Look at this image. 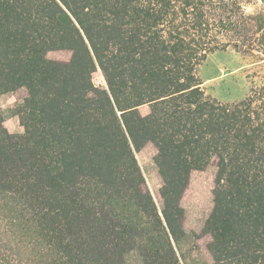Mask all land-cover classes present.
<instances>
[{
	"label": "trees",
	"instance_id": "1",
	"mask_svg": "<svg viewBox=\"0 0 264 264\" xmlns=\"http://www.w3.org/2000/svg\"><path fill=\"white\" fill-rule=\"evenodd\" d=\"M239 3L0 0V95L24 128L0 111V264H124L136 247L145 264H183L190 232L205 264H264V81L224 103L197 74L242 36L229 30L252 17L226 20ZM84 178L131 197L143 231L101 211Z\"/></svg>",
	"mask_w": 264,
	"mask_h": 264
},
{
	"label": "rangeland",
	"instance_id": "2",
	"mask_svg": "<svg viewBox=\"0 0 264 264\" xmlns=\"http://www.w3.org/2000/svg\"><path fill=\"white\" fill-rule=\"evenodd\" d=\"M238 1L240 3L234 6L232 12L226 9V20L229 17L234 22L236 19L243 22L242 19L246 18V15L252 19L247 21L246 26L242 23L240 28L233 30H229L230 25L226 21V31L229 30L231 34H242V36H234L237 43L232 42L228 47H222L210 53L197 69L205 94L224 103L242 100L253 85L264 81V0ZM243 39L245 41H242ZM20 105L21 102L16 101L11 92L0 95V111L4 115L5 125L13 133H18L20 129L22 133L24 131L20 118L16 114ZM137 157L150 189L155 192L160 187V183L152 152L146 149L137 151ZM208 178V174L197 175V181L202 185ZM79 187L87 195L91 193L90 198L95 199L101 211L121 221L132 220L141 231L146 227L147 219L134 208L131 197L118 198L108 188L89 178L81 179ZM193 199V205L198 211L203 204L210 201V196L209 193L195 194ZM194 226H197L196 222ZM139 243L147 244L142 240H139ZM175 247L183 264L206 263L202 251L195 246L192 232L175 243ZM124 264H145L143 255L137 247L125 253Z\"/></svg>",
	"mask_w": 264,
	"mask_h": 264
},
{
	"label": "built area",
	"instance_id": "3",
	"mask_svg": "<svg viewBox=\"0 0 264 264\" xmlns=\"http://www.w3.org/2000/svg\"><path fill=\"white\" fill-rule=\"evenodd\" d=\"M93 81H94L95 85L98 87L106 86V81H105V78H104L103 74L101 73V71H97L94 73Z\"/></svg>",
	"mask_w": 264,
	"mask_h": 264
},
{
	"label": "crops",
	"instance_id": "4",
	"mask_svg": "<svg viewBox=\"0 0 264 264\" xmlns=\"http://www.w3.org/2000/svg\"><path fill=\"white\" fill-rule=\"evenodd\" d=\"M11 93H12V92H11ZM12 94H13V93H12ZM17 132H18V133H22V130L20 129V130H18Z\"/></svg>",
	"mask_w": 264,
	"mask_h": 264
}]
</instances>
